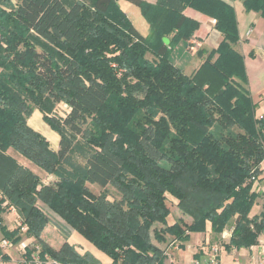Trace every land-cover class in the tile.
Instances as JSON below:
<instances>
[{
    "label": "trees",
    "instance_id": "16d2710c",
    "mask_svg": "<svg viewBox=\"0 0 264 264\" xmlns=\"http://www.w3.org/2000/svg\"><path fill=\"white\" fill-rule=\"evenodd\" d=\"M9 1L0 0V10ZM125 1L140 9L148 35L138 33L116 0H15L13 21L22 30L0 27L1 196L17 210L40 255L62 263L96 260L68 241L59 248L44 241L51 215L111 264H162L172 241L185 244L206 224L218 234L233 223L230 245H254L264 229V205L261 221L247 215L257 198L252 177L264 160V120L256 118L244 57L235 49L231 0ZM242 4L264 18V0ZM185 8L212 18L222 36L216 49L196 50L203 60L190 75L169 59L173 45L189 42L199 28ZM32 34L46 46L37 50ZM61 102L69 116L48 117ZM33 110L59 135L56 151L27 124ZM83 117L93 118L98 135L77 180L43 184L6 154L12 149L54 175L71 150L64 130L80 135ZM87 184L114 186L120 198L108 201ZM0 233L13 243L21 239L19 228L0 226Z\"/></svg>",
    "mask_w": 264,
    "mask_h": 264
},
{
    "label": "rangeland",
    "instance_id": "374dc122",
    "mask_svg": "<svg viewBox=\"0 0 264 264\" xmlns=\"http://www.w3.org/2000/svg\"><path fill=\"white\" fill-rule=\"evenodd\" d=\"M64 1L67 2L70 0ZM83 1H86V5L89 4V2H87L88 0ZM15 6V0H10L2 6V11L0 10V27L2 28L1 30H22L13 21L12 11L14 10ZM119 6L123 12L127 13L129 19L132 21V24L134 25V27H136L139 33H141L142 35L147 34V32L149 31V26L145 19L142 17L140 9L124 0H120ZM31 41L33 42V45L37 50H41L44 46H46V43L43 40H40L39 38L33 36V34L31 37ZM193 44L194 46L196 45V43ZM52 48L59 55L64 57L67 56L66 52L59 47L52 46ZM146 57L148 59H152V56L150 54H147ZM169 59H171L170 61H172L173 63H179L182 69H186L185 71L188 72L190 69V62L193 60V55L186 49L185 42L183 40H180L170 49ZM1 71L2 70L0 69V72ZM256 84L257 86L264 85V75H262L261 81L256 80ZM68 113V108H66L64 106V103L61 102L59 104H55L51 108V112L47 115L54 120H60L61 118L69 116ZM42 117V114L38 110H33L27 117V124L33 125V127H35L36 130L46 138L50 146H52L54 138L59 139V135L43 121ZM77 124L82 130V133L80 135L70 134L67 130H64L65 137L71 143V150L65 161H63L59 165L56 173L54 174L55 176H48L45 172H43L37 166L26 160L24 157H22L12 149H8L10 150V152L8 153L7 150L6 154L8 157L13 158L21 166L32 171L39 178V181L43 184L52 185L60 178L77 180L82 177L84 170V159L96 148V146L94 145V141L96 140V137L98 135V132L94 128L95 121L93 120V118L83 117L78 121ZM87 187L95 195H99L100 193L105 195L108 194V201L120 198L114 186L109 185L106 188L101 189L96 185L87 184ZM0 198H3V203H7V205L11 206L8 200L5 199L6 197L1 196L0 194ZM166 199L167 202L170 203L172 207H174V204L176 203L175 199L168 194H166ZM37 202L38 204L42 205L41 202ZM262 211L263 206L254 207L253 211L251 210L247 215V218L254 219V217H258ZM172 214L175 215V211H172ZM262 218L258 217L257 222L261 221ZM49 219L50 223L47 229L43 232V236L50 244H52V246H54L55 248H59V246L64 241H68L69 244L73 245L75 251L80 255L91 253L96 260L95 264H111L109 258H107L103 253L99 252L81 235L71 230L61 219L53 215H51ZM0 222V226L5 227V225L2 223V216H0ZM172 223L173 216L170 215L167 218V224L169 225ZM232 224L230 225V227L225 228L223 232L218 234L212 231L209 224H206L205 230L203 232L191 233L189 240L185 244H181L177 241H172L163 253L162 264H171L174 262L185 264L194 257L201 258L205 256L208 253L209 248L215 245H219L221 247L219 259L223 264H247L250 258V252L253 251L251 247L260 244V242L264 240V229L260 230L257 233V239L254 245L249 246L248 248H237L230 245L229 239L232 234ZM17 225L18 224L16 222H13V219H11V221L7 224V227L8 229L14 231L18 228ZM156 227L161 228L162 226L156 225ZM167 238H169V236H167ZM160 246L162 247L163 245ZM253 248L255 249V247ZM10 253H13L11 257L12 259L9 258L8 261L4 259L2 260L7 262L8 264H19L18 253L15 251H12Z\"/></svg>",
    "mask_w": 264,
    "mask_h": 264
},
{
    "label": "crops",
    "instance_id": "0c3cea01",
    "mask_svg": "<svg viewBox=\"0 0 264 264\" xmlns=\"http://www.w3.org/2000/svg\"><path fill=\"white\" fill-rule=\"evenodd\" d=\"M116 1L117 4L120 5V0ZM144 1L148 3H155L157 0ZM231 3L233 5L236 16L237 29L239 35V41L235 46V49L240 52L244 57V65L248 79V90L250 92L253 103L256 104V118L264 120V85L257 86L256 84V80L261 81L262 75H264V18L259 13L253 11L247 12L242 4V0H231ZM125 14L127 15V13ZM183 14L199 22V28L196 30L191 40L189 42H185L186 49L190 51L189 47L193 43H196L197 45H195L196 50L199 48H206L208 50L216 49L217 45L222 39V36L220 32L215 29L214 20L208 16H205L195 11L192 8H185ZM148 33L149 31L147 32V34L144 35H142L141 33L139 34L142 36H146L148 35ZM187 43L189 46H187ZM196 50L190 51L193 55V60L190 62V69L188 72L185 71L186 69H182L179 63L173 64L180 68L185 74L190 75L195 69L198 68V66L203 60L198 56V54L195 53ZM29 126L35 131H37L36 128L33 127V125L29 124ZM58 142L59 139L54 138V142L52 143V146H50L53 151L57 150ZM9 152L10 150H8V153ZM253 190L257 194V199L254 204V207H262L264 205V160L260 164V174L259 176H257V179L254 182ZM254 207L252 208V211ZM3 210V213H1L0 215L2 216V223L5 225V228L8 231H13L8 229L7 224L11 221V219H13V222H16L18 224L16 216L10 211L9 206H3ZM47 227L44 229V231L47 229ZM1 237L2 235L0 234V238ZM41 237L44 239V241L49 243L47 239L44 238L43 233ZM12 255L13 253L7 254L0 250V260L4 259L8 261L9 258L12 257Z\"/></svg>",
    "mask_w": 264,
    "mask_h": 264
},
{
    "label": "built area",
    "instance_id": "2783aa9c",
    "mask_svg": "<svg viewBox=\"0 0 264 264\" xmlns=\"http://www.w3.org/2000/svg\"><path fill=\"white\" fill-rule=\"evenodd\" d=\"M249 33V32H248ZM247 33V35H248ZM196 47L192 44L189 50H195ZM66 108L67 105L64 104ZM69 110V108H68ZM253 182L255 178L252 177ZM3 206H9L7 203H3ZM10 211L16 216L18 222V228L20 230L21 239L17 243H13L11 240L1 237L0 238V250L10 254L15 251L19 256V264H85V263H62L58 260L51 258L48 254L40 255V246L32 237L26 236L27 226L22 224L18 212L13 206H9ZM201 247V246H200ZM255 247V249L253 248ZM251 247L253 251L250 252V258L247 264H264V240L260 244ZM202 248V247H201ZM221 253V247L219 245L211 246L208 253L201 258H192L185 264H223L219 259ZM0 264H8L7 262L0 260ZM157 264V263H156ZM171 264H181L171 263Z\"/></svg>",
    "mask_w": 264,
    "mask_h": 264
},
{
    "label": "water",
    "instance_id": "95a60500",
    "mask_svg": "<svg viewBox=\"0 0 264 264\" xmlns=\"http://www.w3.org/2000/svg\"><path fill=\"white\" fill-rule=\"evenodd\" d=\"M162 42L164 45H168L169 44V40L167 38H162Z\"/></svg>",
    "mask_w": 264,
    "mask_h": 264
}]
</instances>
